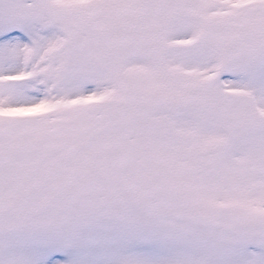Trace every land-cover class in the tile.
<instances>
[{"label": "snow or ice", "instance_id": "obj_1", "mask_svg": "<svg viewBox=\"0 0 264 264\" xmlns=\"http://www.w3.org/2000/svg\"><path fill=\"white\" fill-rule=\"evenodd\" d=\"M0 264H264V0H0Z\"/></svg>", "mask_w": 264, "mask_h": 264}]
</instances>
